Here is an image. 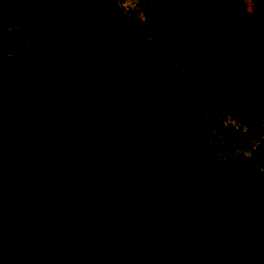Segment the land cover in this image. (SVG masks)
Listing matches in <instances>:
<instances>
[{"label":"rangeland","instance_id":"rangeland-1","mask_svg":"<svg viewBox=\"0 0 264 264\" xmlns=\"http://www.w3.org/2000/svg\"><path fill=\"white\" fill-rule=\"evenodd\" d=\"M174 6L0 0V58L19 84L0 134L70 103L119 130L134 178L159 180L146 213L100 219L55 183L16 181L11 228L33 246L85 250L62 264H264V106L230 115L225 79L215 91L205 65L174 56ZM207 18L211 35L264 28V0H214Z\"/></svg>","mask_w":264,"mask_h":264},{"label":"trees","instance_id":"trees-1","mask_svg":"<svg viewBox=\"0 0 264 264\" xmlns=\"http://www.w3.org/2000/svg\"><path fill=\"white\" fill-rule=\"evenodd\" d=\"M214 0H175L169 25L172 52L189 64L205 65L213 89L225 79L227 109L264 106V28L236 23L231 33L206 32ZM0 105L19 84L6 75L14 64L0 58ZM119 130L74 108L55 105L0 134V264H62L85 250L33 246L6 217L10 190L19 180H45L67 190L94 218L143 214L159 180L133 177V161L121 148ZM260 165L264 171V154ZM264 188V180H262ZM159 184V183H158ZM161 184V182H160ZM62 252L59 256L58 253Z\"/></svg>","mask_w":264,"mask_h":264}]
</instances>
